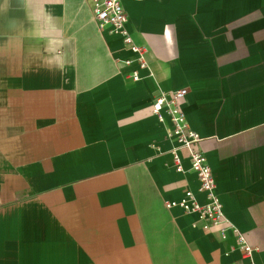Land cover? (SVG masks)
<instances>
[{
	"label": "crops",
	"instance_id": "obj_1",
	"mask_svg": "<svg viewBox=\"0 0 264 264\" xmlns=\"http://www.w3.org/2000/svg\"><path fill=\"white\" fill-rule=\"evenodd\" d=\"M120 1L147 68L92 0H0V264H264V0ZM177 88L250 260L166 207L204 200L152 113Z\"/></svg>",
	"mask_w": 264,
	"mask_h": 264
},
{
	"label": "built area",
	"instance_id": "obj_2",
	"mask_svg": "<svg viewBox=\"0 0 264 264\" xmlns=\"http://www.w3.org/2000/svg\"><path fill=\"white\" fill-rule=\"evenodd\" d=\"M93 14L100 29H107L110 34H119L124 44L136 55L140 68H147L148 61L144 48L135 44L126 27L127 15L120 0H92ZM129 63V60H125ZM134 80L139 76L136 71L130 74ZM187 95L186 88H177L162 92L152 103V113L159 122L168 119L171 123L169 136L178 144L177 149H185L190 169L198 180L197 192L202 194L204 200L200 202L191 190H185L178 201L166 203L167 208L179 206L183 212L196 215V220L202 223L204 230H216L222 240L233 236L236 247L240 250L242 258L250 260L253 247L250 246L239 229L226 217L223 204L216 192L213 172L205 154L197 148L201 140L199 135L192 130L187 121L181 100ZM176 148L172 150V161L175 171L182 172V158ZM252 264V263H250Z\"/></svg>",
	"mask_w": 264,
	"mask_h": 264
}]
</instances>
